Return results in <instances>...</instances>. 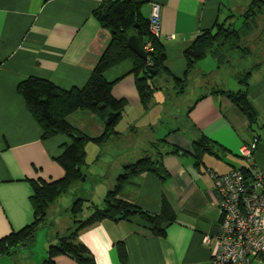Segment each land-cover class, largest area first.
Returning a JSON list of instances; mask_svg holds the SVG:
<instances>
[{
	"label": "crops",
	"instance_id": "1",
	"mask_svg": "<svg viewBox=\"0 0 264 264\" xmlns=\"http://www.w3.org/2000/svg\"><path fill=\"white\" fill-rule=\"evenodd\" d=\"M138 1L140 15L145 20H149L152 4L161 6L157 39L165 53L164 67L179 82L186 72L185 51L195 39L214 29L216 24L233 27L252 2ZM101 2L0 0V239L33 222L30 182L62 179L64 171L56 158L62 153L63 145L72 142L62 134L42 138V129L27 111L17 85L36 77L63 91L84 87L110 43L109 32L93 15ZM221 69L229 68H218L211 57L199 60L192 72L203 81L206 79L205 90L177 113L166 107L167 100H179L187 88L179 93L172 80L164 75L154 76L149 80L154 91L152 106L144 110L136 90L132 62L124 60L109 68L103 76L111 84V95L126 105L115 127L119 135L102 145L93 142L104 133V124L95 114L75 111L66 117L76 131L90 140L82 168L86 181L71 188L72 192L76 191L75 196L80 194L78 198L89 205L102 206L123 168L146 154L153 155L156 150L150 144L164 140L160 150L164 152L162 163L169 178L162 181L152 173L132 177L123 185L119 198L148 214H157L162 198H166L176 220L166 227L164 237L154 236L137 215L118 222L103 220L80 236L95 264H210L215 248L207 247L203 239L214 237L220 230L212 175L248 167L238 150L254 140L257 141L254 163L257 168L264 167V64L251 73L246 86L236 78L241 70L228 74L225 82L213 79L211 75L223 72ZM239 90L246 91L253 108L255 121L251 125L226 94ZM141 120L144 123L138 125ZM201 135L219 149L217 162L204 172L192 158V144ZM171 148L179 153H169ZM50 218L49 225L53 226L41 238L38 253L33 243L15 252L11 260L0 258V264H42L48 247L57 243V232L69 228V225L59 227L53 215ZM120 243L126 251L124 263L120 262L116 249ZM54 262L78 264L65 255L55 257Z\"/></svg>",
	"mask_w": 264,
	"mask_h": 264
},
{
	"label": "trees",
	"instance_id": "2",
	"mask_svg": "<svg viewBox=\"0 0 264 264\" xmlns=\"http://www.w3.org/2000/svg\"><path fill=\"white\" fill-rule=\"evenodd\" d=\"M264 11V1L252 0L246 14L242 18L240 28L216 24L214 29L204 32L197 37L192 45L185 51L187 61L186 72L182 81H177L164 67L165 53L158 39L150 33L149 21L140 15V3L138 0H102L93 15L102 28L110 34V43L103 52L98 63L94 67L88 81L81 89L63 91L51 82L29 77L17 85V92L23 98L27 111L42 129V138L49 139L57 135H66L71 138V144L63 145L62 153L56 158L62 167L64 176L60 180L52 182L31 181L32 195L30 204L33 208V222L24 229L11 233L0 239V258L13 256L20 249L30 247L37 233L48 230V215L56 201L72 187H79L86 181L83 172L85 165V147L90 140L76 131L67 121L66 117L75 111H88L95 114L104 124L103 135L93 142L102 145L113 137L119 135L115 127L121 118L122 111L126 105L123 100H116L111 95V84L104 79V72L124 60H130L133 64L135 86L140 98V104L144 110L152 106L154 91L149 84L156 75H164L172 80L183 92L188 85V76L194 65L206 57H211L218 68H224L229 62L231 51L238 52L244 59L246 51L242 50L240 43L243 38L253 32L255 18L258 13ZM136 34L143 47L151 44V51L147 52L146 60L136 56L127 45L128 36ZM260 65L255 64L236 75L240 84L246 86L247 79L251 73ZM152 72L155 75L149 77ZM230 101L247 118L251 125L255 121V114L246 91L239 90L236 93H226ZM104 106L103 109H99ZM111 114H118L115 120L106 125V120ZM164 140H157L150 144V148L156 150L153 155H145L135 163L126 165L122 173L116 179L114 185L107 191L102 206L90 204L89 216L80 219L84 212L86 201L75 196L69 212L71 223L63 233L57 232V243L47 249V255L42 264H55L54 258L65 255L78 264H95V260L87 247L80 241V236L93 227L99 225L103 220L113 222L128 220L137 215L157 237H164L166 227L176 220L166 198H162L160 210L157 214H148L136 206L119 198L123 185L132 177L145 173H152L162 181L169 178L164 169L162 159L164 152L160 148ZM192 158L199 165L205 155L218 157L215 144L204 136L193 142ZM161 146V147H160ZM164 147V146H163ZM173 154L179 153L176 148H171ZM246 178L252 177V170L248 167L239 169ZM227 174V173H226ZM120 262L126 261V251L123 244L116 246Z\"/></svg>",
	"mask_w": 264,
	"mask_h": 264
},
{
	"label": "built area",
	"instance_id": "3",
	"mask_svg": "<svg viewBox=\"0 0 264 264\" xmlns=\"http://www.w3.org/2000/svg\"><path fill=\"white\" fill-rule=\"evenodd\" d=\"M150 33L158 38L161 6L152 4L149 17ZM145 53L152 47L147 43ZM257 141L241 146L240 158L252 170L246 178L239 169L225 175H212L218 198L220 230L214 237L205 236L207 247L214 246L210 264H264V167L257 168L254 153Z\"/></svg>",
	"mask_w": 264,
	"mask_h": 264
},
{
	"label": "rangeland",
	"instance_id": "4",
	"mask_svg": "<svg viewBox=\"0 0 264 264\" xmlns=\"http://www.w3.org/2000/svg\"><path fill=\"white\" fill-rule=\"evenodd\" d=\"M223 1H230V0H223ZM255 23L253 24L255 26L253 32H251L247 37L243 38L242 42L240 43V47L242 50L246 51L247 57L242 60V58L238 55V52L236 51H231L229 54V62L226 65L227 68L229 69H221L224 70L221 73H218L216 75H211L213 79L216 78V81L219 79H222L224 82L228 80L229 75L232 72V75L236 71H247L250 66H253L255 64H264V11L261 13H258L256 18H255ZM242 24V19H236L233 23V28L238 29L240 28ZM217 76V77H216ZM211 77V78H212ZM206 82L203 81L202 77H200L196 72H192V74L189 77L188 85H187V90L184 96L179 98V100H167L166 107L170 109H174L175 111H180L181 108L183 107H188L191 105L194 100L197 99V97L205 90L203 88L204 83ZM205 87V86H204ZM169 118V117H168ZM146 120V119H145ZM144 121H140L141 125L143 124ZM140 139L139 137L137 139L138 145L140 144ZM126 141V139H124ZM112 145V143L110 144ZM123 146V145H122ZM216 163V157L214 155H205L203 157L202 163L199 165V168L204 172L206 169L212 168L211 164ZM194 163H196L194 161ZM206 163V164H205ZM207 167V168H206ZM91 186V185H90ZM76 192V191H75ZM75 192L72 189H69L62 197H60L52 211H50V214L48 215V218L46 219L47 222L49 221V218H52V215L54 216L56 220V223L59 225V227H64L65 225L68 226L70 225L72 219L71 215L69 212L70 206L75 198ZM80 197V194H78ZM86 194H82L81 197H85ZM77 197V196H76ZM89 207V204L85 203L84 206V212L82 213L80 219H85L89 216L90 210L87 209ZM50 218V219H51ZM49 231L43 230L39 231L36 235V238L34 241L35 244V249L36 253H38V249L41 247V238L45 236V234ZM7 258L6 260H11V257H3V260ZM1 262V261H0Z\"/></svg>",
	"mask_w": 264,
	"mask_h": 264
},
{
	"label": "water",
	"instance_id": "5",
	"mask_svg": "<svg viewBox=\"0 0 264 264\" xmlns=\"http://www.w3.org/2000/svg\"><path fill=\"white\" fill-rule=\"evenodd\" d=\"M262 1H264V0H262ZM127 45L130 48V50L136 56H138L142 60H146L147 54L145 53L143 46L140 42V39L136 34H132V35L128 36ZM153 75H155V72H152L149 77H151ZM103 108H104V106L99 107V109H103ZM117 115L118 114H111L106 120V125H109L110 123H112L115 120V118L117 117ZM196 165H198V163H196Z\"/></svg>",
	"mask_w": 264,
	"mask_h": 264
}]
</instances>
